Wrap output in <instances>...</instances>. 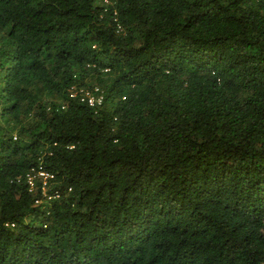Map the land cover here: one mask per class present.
<instances>
[{
    "label": "trees",
    "instance_id": "1",
    "mask_svg": "<svg viewBox=\"0 0 264 264\" xmlns=\"http://www.w3.org/2000/svg\"><path fill=\"white\" fill-rule=\"evenodd\" d=\"M0 264H264V0H0Z\"/></svg>",
    "mask_w": 264,
    "mask_h": 264
},
{
    "label": "built area",
    "instance_id": "2",
    "mask_svg": "<svg viewBox=\"0 0 264 264\" xmlns=\"http://www.w3.org/2000/svg\"><path fill=\"white\" fill-rule=\"evenodd\" d=\"M94 92L95 94L91 93L89 90L86 89L80 90L79 91V93L81 94L80 100L86 101L89 106L99 105L102 101V96L100 95L98 89H95ZM76 95L77 94L75 92H72L70 97H76ZM51 180H53V176L45 173L41 167H39L36 172L32 171L26 176V181L29 187V191L30 192L34 191L39 183L42 196L47 201L57 198L56 193L54 196H50L48 194L49 189L47 190V188L48 185L51 183L50 182Z\"/></svg>",
    "mask_w": 264,
    "mask_h": 264
},
{
    "label": "rangeland",
    "instance_id": "3",
    "mask_svg": "<svg viewBox=\"0 0 264 264\" xmlns=\"http://www.w3.org/2000/svg\"><path fill=\"white\" fill-rule=\"evenodd\" d=\"M52 187V184L50 183L49 185H48V188H47V190L49 189V188H51ZM46 190V191H47ZM39 204V203H38Z\"/></svg>",
    "mask_w": 264,
    "mask_h": 264
}]
</instances>
